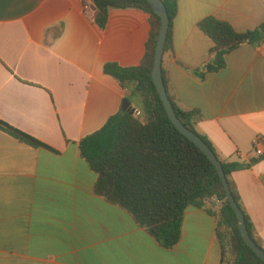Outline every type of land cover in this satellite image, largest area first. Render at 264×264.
<instances>
[{
    "label": "crops",
    "instance_id": "1",
    "mask_svg": "<svg viewBox=\"0 0 264 264\" xmlns=\"http://www.w3.org/2000/svg\"><path fill=\"white\" fill-rule=\"evenodd\" d=\"M93 13L82 0H0V120L53 149L0 128V264H221L207 210L188 208L168 249L95 193L97 173L78 143L127 96L104 65H139L152 24L144 11L116 9L102 29ZM207 17L246 32L264 22V0H178L162 60L169 96L202 113L198 133L221 159L250 164L233 181L264 247V43L234 50L201 80L193 70L213 47L198 25Z\"/></svg>",
    "mask_w": 264,
    "mask_h": 264
},
{
    "label": "trees",
    "instance_id": "2",
    "mask_svg": "<svg viewBox=\"0 0 264 264\" xmlns=\"http://www.w3.org/2000/svg\"><path fill=\"white\" fill-rule=\"evenodd\" d=\"M93 10V21L104 29L110 12L116 9H137L149 14L152 31L144 58L137 66L122 67L106 63L104 72L114 77L127 92L131 106L122 108L96 132L79 141L80 155L97 173L95 193L106 201L128 211L161 246L172 249L181 240L185 212L190 207L205 209L216 217V236L222 246L221 264H264L249 247L239 228L237 213L232 208L217 168L207 155L170 120L152 78L155 49L161 18L147 0H82ZM170 18L165 52L171 46L172 24L178 13V0H163ZM199 28L213 41L209 60L193 74L201 80L206 75L225 68L227 56L249 44L264 43V22L252 30L238 32L227 21L207 17ZM164 81L167 87V79ZM125 99V100H126ZM176 114L182 123L198 134L215 152L222 163L232 194L245 215L249 233L256 238L250 217L246 213L233 173L250 164L221 159L207 137L196 127L202 120L199 110L180 108L170 95ZM141 112L140 116L134 110ZM0 128L21 142L51 147L0 120ZM255 160L252 161L254 163ZM216 199L221 202L215 210ZM218 207V206H217Z\"/></svg>",
    "mask_w": 264,
    "mask_h": 264
},
{
    "label": "water",
    "instance_id": "3",
    "mask_svg": "<svg viewBox=\"0 0 264 264\" xmlns=\"http://www.w3.org/2000/svg\"><path fill=\"white\" fill-rule=\"evenodd\" d=\"M147 1L151 4L154 11L161 18V24H160V29H159V34L155 49V62L152 70V78L158 90V93L163 101V104L166 108L168 116L172 121V123L176 126V128L180 130L185 136H187L192 142H194L207 155V157L217 168V171L223 181L225 190L227 192L228 200L232 208L237 213L241 235L243 236L246 244L252 248V250L259 258H261L264 261V249L254 241V239L251 237L249 233L245 215L242 212L241 208L238 206L232 194L221 161L219 160L215 152L210 148V146L198 134L188 129L176 114L173 102L171 101L169 93L167 91V87L164 81L163 68H162V60H163V55L165 52V46L168 39L169 28H170V18L163 0H147ZM130 106H131V102L126 99L122 104V109L126 111Z\"/></svg>",
    "mask_w": 264,
    "mask_h": 264
},
{
    "label": "built area",
    "instance_id": "4",
    "mask_svg": "<svg viewBox=\"0 0 264 264\" xmlns=\"http://www.w3.org/2000/svg\"><path fill=\"white\" fill-rule=\"evenodd\" d=\"M134 114H135L136 116H140V115H141V112H140V110L135 109V110H134ZM257 142H259V139H257ZM261 153H262V150L258 149V150H257V154L261 155ZM213 201H216L217 204H218V206H220V204H221L220 201L216 200L215 198L213 199Z\"/></svg>",
    "mask_w": 264,
    "mask_h": 264
}]
</instances>
